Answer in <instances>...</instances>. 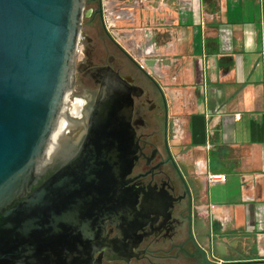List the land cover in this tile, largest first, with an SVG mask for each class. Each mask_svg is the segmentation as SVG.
<instances>
[{
  "label": "water",
  "instance_id": "obj_1",
  "mask_svg": "<svg viewBox=\"0 0 264 264\" xmlns=\"http://www.w3.org/2000/svg\"><path fill=\"white\" fill-rule=\"evenodd\" d=\"M85 14V0H0V264H72L75 250L65 243L83 231L79 205L105 183L68 181L59 172L44 179L65 126ZM125 85L108 72L77 178L131 171L138 145Z\"/></svg>",
  "mask_w": 264,
  "mask_h": 264
},
{
  "label": "flooded vegetation",
  "instance_id": "obj_2",
  "mask_svg": "<svg viewBox=\"0 0 264 264\" xmlns=\"http://www.w3.org/2000/svg\"><path fill=\"white\" fill-rule=\"evenodd\" d=\"M85 10L73 82L61 112L65 126L44 174L45 180L59 172L68 181H105L95 189L98 194L83 196L94 200L79 205L83 231L77 227L73 241L65 243L75 250L72 264H253L215 256L212 217L201 208L208 202L198 193L200 181L174 151L177 141L162 86L111 35L103 0H85ZM110 71L125 80L124 91L133 97L137 157L131 171L117 179L108 171L77 178L75 165L90 142ZM112 181H118L115 187Z\"/></svg>",
  "mask_w": 264,
  "mask_h": 264
},
{
  "label": "crops",
  "instance_id": "obj_3",
  "mask_svg": "<svg viewBox=\"0 0 264 264\" xmlns=\"http://www.w3.org/2000/svg\"><path fill=\"white\" fill-rule=\"evenodd\" d=\"M164 1L169 18L143 11L134 37L138 44L152 31L160 85L184 121L174 151L201 183L219 259L264 264V0ZM208 172L226 180L209 183Z\"/></svg>",
  "mask_w": 264,
  "mask_h": 264
},
{
  "label": "built area",
  "instance_id": "obj_4",
  "mask_svg": "<svg viewBox=\"0 0 264 264\" xmlns=\"http://www.w3.org/2000/svg\"><path fill=\"white\" fill-rule=\"evenodd\" d=\"M127 1L123 0H103L104 7H105V18H106V26L111 33V35L116 39L117 42L120 44L124 45L126 48V44L123 43V40L125 41V37H128V29L120 30L119 28V22L125 21V22H130L133 20L134 17L137 16L135 11L132 9L137 6L140 7V3H144V8L143 11H150V8L152 7V10L154 11V17H156L161 11H163L167 3L165 4V1L161 0L160 3L158 4H153L155 3L154 0H134L133 3H126ZM151 2H153L151 4ZM181 5L183 8H191L193 9V4L191 1H183L181 2ZM120 6L119 8H117ZM200 23L204 25V19L201 17L200 18ZM148 33H145V41L144 43L140 42L136 46L138 47V50L136 52L135 47L133 49H130V54L134 58V60L137 62L138 66L148 72V74L154 76V77H159L160 74L162 75L163 73L160 71L158 62L159 59H156L153 64H148L147 63V57H152L156 56V44L154 41L151 39L150 33L152 32L150 29L147 31ZM122 33V34H121ZM121 34V36H120ZM124 34V35H123ZM133 47V46H131ZM128 49V48H127ZM163 89V88H162ZM163 91L165 94H168L167 88H164ZM171 99L172 97L169 96ZM240 114L237 113L235 114V117H239ZM173 138L176 141H180L184 137L185 129H184V121L181 120L180 117H173ZM211 143L207 142V149L211 148ZM179 156V155H178ZM208 182L209 183H218V182H224L226 180V175L225 174H219V173H210L208 172Z\"/></svg>",
  "mask_w": 264,
  "mask_h": 264
},
{
  "label": "rangeland",
  "instance_id": "obj_5",
  "mask_svg": "<svg viewBox=\"0 0 264 264\" xmlns=\"http://www.w3.org/2000/svg\"><path fill=\"white\" fill-rule=\"evenodd\" d=\"M123 1H127L126 3L130 4V3H133L134 0H123ZM154 2H155V3L151 2V4H152V3H153V4H158V0H154ZM144 6H145L144 3L141 2V3H140V7L135 6V7L132 9L133 11H135V13L137 14V16L134 17L133 20L130 21L129 23H128V22H125L124 20L121 21V22H119V28H120L121 31L124 30V29H128V30H126V31H128V37H125V38H124L125 41L123 40V43H125L126 46L129 44L130 46L135 47L136 52H137V50H138V47L136 46V45H137V38L135 39L134 36H136L137 33L139 34V33H140V28H141V26H144V24H143V22H144V12H143V8H144ZM119 7H120V6H118L117 8H119ZM162 12L166 13V14H164V15H165L167 18H169L170 11H169L168 9L164 8ZM148 13H149V12H148ZM150 13H151V15H152V19H153V17H154L155 14H154V11L152 10V7L150 8ZM150 18H151V16L149 15V16H148V19L146 20V21L149 22V23H150ZM163 21H167V20L164 19V20H162V22H163ZM121 34H122V33H121ZM121 34H120V36H121ZM123 35H124V34H123ZM142 43H144V41H142ZM156 54H157L156 56L147 57L146 60H147V63H148V64L153 63V62H154L153 59H154L155 57H159V56H160L158 50H156ZM151 60H152V61H151ZM156 78H157V80H158L159 83H160V78H158V77H156ZM170 107H171V109H172V105H171ZM170 115H171V116H170L171 120H173L172 118H173L174 116H176V114L173 113L172 111L170 112ZM174 146H177V143H175ZM214 254H215V256H216L217 258H220V257H221V256H220L218 253H216V252H214Z\"/></svg>",
  "mask_w": 264,
  "mask_h": 264
},
{
  "label": "trees",
  "instance_id": "obj_6",
  "mask_svg": "<svg viewBox=\"0 0 264 264\" xmlns=\"http://www.w3.org/2000/svg\"><path fill=\"white\" fill-rule=\"evenodd\" d=\"M90 2H92V1H94V0H89ZM205 1V4H206V7L208 8V4H210L211 3V0H204Z\"/></svg>",
  "mask_w": 264,
  "mask_h": 264
}]
</instances>
